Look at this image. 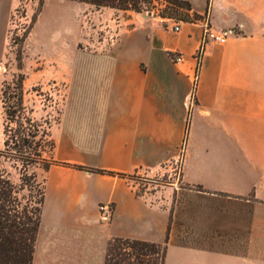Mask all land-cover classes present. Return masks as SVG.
<instances>
[{
    "label": "crops",
    "instance_id": "1",
    "mask_svg": "<svg viewBox=\"0 0 264 264\" xmlns=\"http://www.w3.org/2000/svg\"><path fill=\"white\" fill-rule=\"evenodd\" d=\"M187 1L202 18L180 32L132 14L84 56L83 123L54 136L58 161L151 177L180 160L178 178L149 192L52 165L32 264H105L113 238L166 244L164 264H264V0ZM203 18L233 33L207 46L195 83Z\"/></svg>",
    "mask_w": 264,
    "mask_h": 264
},
{
    "label": "rangeland",
    "instance_id": "2",
    "mask_svg": "<svg viewBox=\"0 0 264 264\" xmlns=\"http://www.w3.org/2000/svg\"><path fill=\"white\" fill-rule=\"evenodd\" d=\"M165 3H147L135 12L100 11L72 0H45L43 5L39 0H0V148L6 118L3 91L13 90L20 75L25 77V106L45 127L51 123L54 138L65 126L83 123L84 95L75 66L85 63L86 54L113 47L123 28L131 26L123 20L132 14L139 20L152 17L165 26L187 18L185 10H165ZM179 173L180 160H176L163 164L151 177L135 173L127 178L151 192L177 179ZM39 174L41 179L46 176L43 170Z\"/></svg>",
    "mask_w": 264,
    "mask_h": 264
},
{
    "label": "trees",
    "instance_id": "3",
    "mask_svg": "<svg viewBox=\"0 0 264 264\" xmlns=\"http://www.w3.org/2000/svg\"><path fill=\"white\" fill-rule=\"evenodd\" d=\"M72 1L99 8L141 12L144 4L158 0ZM164 1L165 10H185L187 18H181L184 21L202 18L191 12L192 5L186 0ZM39 2L43 5L45 0ZM24 81L22 74L13 90L7 87L3 91L6 118L3 147L0 148V264H32L46 194V178H40V170L47 172L52 165L61 164L127 177L122 173L56 160V141L50 133L51 123L47 122L48 127H45L25 106ZM166 251V244L113 238L108 243L105 264H164Z\"/></svg>",
    "mask_w": 264,
    "mask_h": 264
},
{
    "label": "built area",
    "instance_id": "4",
    "mask_svg": "<svg viewBox=\"0 0 264 264\" xmlns=\"http://www.w3.org/2000/svg\"><path fill=\"white\" fill-rule=\"evenodd\" d=\"M202 21L204 25V32H203V37H202L199 50L196 53L197 66H196V71L194 75L195 83L198 81L200 63L202 61V57H203V54L207 46L211 43L224 44L228 40L229 36L233 33V30H226V31H221V32L216 31L210 26L208 18H203ZM184 22L186 21L180 19L178 21H174L173 24L167 27L173 32H180ZM172 58H174L176 62L183 61V56L180 53L173 52ZM99 211H100V220L103 223H109L112 219L113 212H114V207L112 206V204H107V203L100 204Z\"/></svg>",
    "mask_w": 264,
    "mask_h": 264
}]
</instances>
